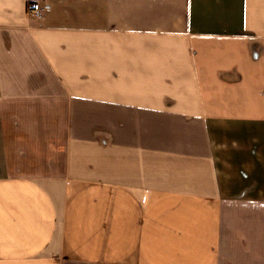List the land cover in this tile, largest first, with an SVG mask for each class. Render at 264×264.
<instances>
[{"label":"crops","instance_id":"obj_1","mask_svg":"<svg viewBox=\"0 0 264 264\" xmlns=\"http://www.w3.org/2000/svg\"><path fill=\"white\" fill-rule=\"evenodd\" d=\"M0 0V264H264V0Z\"/></svg>","mask_w":264,"mask_h":264},{"label":"built area","instance_id":"obj_2","mask_svg":"<svg viewBox=\"0 0 264 264\" xmlns=\"http://www.w3.org/2000/svg\"><path fill=\"white\" fill-rule=\"evenodd\" d=\"M49 11H51V5L48 3L32 0L28 4V14L33 17L40 18Z\"/></svg>","mask_w":264,"mask_h":264}]
</instances>
